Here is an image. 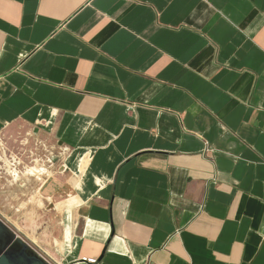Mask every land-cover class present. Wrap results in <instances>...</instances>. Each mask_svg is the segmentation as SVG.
I'll list each match as a JSON object with an SVG mask.
<instances>
[{
	"label": "crops",
	"instance_id": "crops-1",
	"mask_svg": "<svg viewBox=\"0 0 264 264\" xmlns=\"http://www.w3.org/2000/svg\"><path fill=\"white\" fill-rule=\"evenodd\" d=\"M6 177L52 264H264V0H0Z\"/></svg>",
	"mask_w": 264,
	"mask_h": 264
},
{
	"label": "rangeland",
	"instance_id": "rangeland-1",
	"mask_svg": "<svg viewBox=\"0 0 264 264\" xmlns=\"http://www.w3.org/2000/svg\"><path fill=\"white\" fill-rule=\"evenodd\" d=\"M27 131L25 129H18L16 131V137L4 139V149H6L5 161L10 160L11 157H15L12 154L23 153L29 154L35 148L31 147V143L28 141L26 144H20L19 138L25 135ZM38 151V150H36ZM41 154L45 153L43 148L39 149ZM26 166L30 164L25 162ZM10 177H6L5 185L9 183ZM20 182L17 185H6L4 190V196L0 197V207L4 212V215L8 220L18 229L22 234L32 238V240L38 245L49 248L51 245V237L57 231L58 227L51 222L54 216L52 207L38 206L43 199L39 196H35L32 191L33 186L29 187L20 186ZM19 209V212H16Z\"/></svg>",
	"mask_w": 264,
	"mask_h": 264
},
{
	"label": "water",
	"instance_id": "water-1",
	"mask_svg": "<svg viewBox=\"0 0 264 264\" xmlns=\"http://www.w3.org/2000/svg\"><path fill=\"white\" fill-rule=\"evenodd\" d=\"M0 264H52L0 218Z\"/></svg>",
	"mask_w": 264,
	"mask_h": 264
},
{
	"label": "built area",
	"instance_id": "built-area-1",
	"mask_svg": "<svg viewBox=\"0 0 264 264\" xmlns=\"http://www.w3.org/2000/svg\"><path fill=\"white\" fill-rule=\"evenodd\" d=\"M10 165L13 168L19 167L21 165V162L19 161V159L17 157H11L10 158ZM89 263L95 264L97 261L95 259H91L88 261Z\"/></svg>",
	"mask_w": 264,
	"mask_h": 264
},
{
	"label": "bare ground",
	"instance_id": "bare-ground-1",
	"mask_svg": "<svg viewBox=\"0 0 264 264\" xmlns=\"http://www.w3.org/2000/svg\"><path fill=\"white\" fill-rule=\"evenodd\" d=\"M32 168H33V167H32ZM27 170H28V174H29V173H31V174L34 173L33 170L30 169L29 167L27 168ZM35 171H36V170H35ZM26 172H27V171H26ZM28 174H27V175H28ZM35 174H36V173H35Z\"/></svg>",
	"mask_w": 264,
	"mask_h": 264
}]
</instances>
